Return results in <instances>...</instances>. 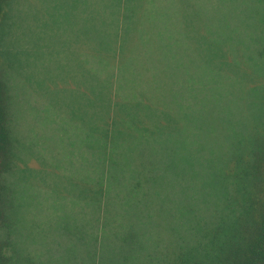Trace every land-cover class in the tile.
I'll list each match as a JSON object with an SVG mask.
<instances>
[{
	"label": "rangeland",
	"instance_id": "374dc122",
	"mask_svg": "<svg viewBox=\"0 0 264 264\" xmlns=\"http://www.w3.org/2000/svg\"><path fill=\"white\" fill-rule=\"evenodd\" d=\"M19 1H10L9 18L16 11H24V5L30 7L22 24L14 25L6 37L14 40L13 50L21 51L20 58L27 56L29 63L35 60V26L39 15L32 5L38 2L50 6L55 13L56 10L53 0H21L20 5ZM78 1L75 0L72 13L63 11L65 32L68 30L65 22L76 19V10L82 12V3ZM194 1L208 34L226 42L236 41L243 52L256 53L263 29L262 0ZM175 7L171 0L148 2L140 32L141 47L114 73L115 84L126 89L127 97H133V88L143 89L155 103L169 105L186 123L182 131L174 136H162L158 144L139 150L135 156L133 151L138 139L107 144L98 138L92 124L93 132L87 128L82 108L74 118L65 116L52 100L53 106L49 103L51 95L40 96L32 89V83L8 70L10 92L14 94V104H9L12 142L8 150L15 148L17 154L12 168L5 173L11 211L3 236L8 237L11 247L18 252L17 264L22 256L36 264H93L94 260L111 264L116 259H135L133 264L135 261L146 264L147 253L153 264L164 246L169 248L174 232L171 227L184 221H198L197 213L186 206L188 210L184 209L182 201H178L182 200L181 192L189 181L193 182L200 200L213 206L216 214L225 211L231 196L223 197L216 192V179L212 180L208 162L203 160L204 168L198 161L193 162L195 174L192 179L184 180L180 163L198 132L205 131L219 139L222 124L235 138L227 151L239 152L240 145L236 144L242 138L244 123L240 120L241 128L234 126L232 130L230 119L239 114L234 115L230 110H240L243 105L242 115L249 114L246 110L249 97L242 88L238 97H231V83L215 75L198 58L199 53L209 55L210 39L203 38L196 52L184 43ZM75 21L79 24V20ZM202 34L203 30L199 29L198 36ZM79 87L84 86L80 83ZM79 90L78 99L83 103L84 90ZM219 91L225 93L220 96L225 109L206 113L203 100L209 94L218 95ZM93 93L90 90L91 97ZM149 158L155 166L158 164V171L146 163ZM227 159L222 162L225 168ZM69 174L77 193L80 181H95L102 175L106 179L107 198L102 220L97 222L95 204L69 194L72 190ZM189 196L190 193L185 198ZM98 226L105 232L95 241L94 230Z\"/></svg>",
	"mask_w": 264,
	"mask_h": 264
},
{
	"label": "trees",
	"instance_id": "16d2710c",
	"mask_svg": "<svg viewBox=\"0 0 264 264\" xmlns=\"http://www.w3.org/2000/svg\"><path fill=\"white\" fill-rule=\"evenodd\" d=\"M10 1L0 0V264H17L18 258L16 248L13 249L8 237L3 236L11 211L5 173L12 168L17 154L15 148L13 151L8 150L9 142H12L9 104H14L8 70L32 83V89L40 96L51 95L50 101L62 109L65 116L74 118L82 108L87 128L93 132V125L98 138L107 144L138 139L133 156L139 150L158 144L162 136H174L186 127L185 120L169 105L155 103L143 89L133 88V97H127L126 89L115 84V70L124 66L125 61L132 58L141 47L140 32L146 18L144 12L148 2L151 4L154 0H79L82 12L81 9L76 10V19L73 18L71 23L65 22L68 25L67 32L61 16L65 9L73 12L75 0H53L56 13L50 6H42L37 2L32 5L39 14L35 26L37 48L33 52L35 60L29 63L27 56L26 59L20 58L21 51L13 50L14 40H7L6 36L14 25L22 24L25 20L23 16L30 6L24 5V11H16L9 18ZM171 2L176 6L184 43L196 52L203 38L211 40L212 50L209 55L201 56L199 53L198 58L204 65L210 66L215 75L231 83V97H238L240 88L248 94L245 109L249 114L242 115L243 105L240 108L242 111L238 108L230 110L234 115L239 114L230 119L232 130L234 126L240 125L241 128L244 123L241 128L242 138L236 144L237 147L240 145L239 152L231 149L227 151L228 145L231 148V141H235V138L225 124L220 127L219 139L201 131L189 144L183 154V162L180 163L182 179L193 178V162L198 161L204 168L203 162L207 161L212 180L216 179V192L222 193L223 197H231L225 211L216 214L213 206L209 207L200 200L193 182L185 183L181 192L182 200L178 201H182L184 209L194 210L198 221H184L171 227L174 232L169 248L165 245L162 253L154 257L152 262L264 264V0L261 1L263 29L258 38L256 53L243 52L236 41L226 42L208 34L194 0ZM75 20H79V24ZM199 29L203 30L202 36H198ZM257 76L259 79L256 81ZM60 81L63 83L59 84ZM80 83L84 87H79ZM79 88L84 90L83 103L78 99ZM90 90L94 92L92 97ZM222 94L225 96L220 91L218 95L209 94L203 100V110L213 113L225 109L221 102ZM225 157L228 158L226 162H229L226 168L222 163ZM146 163L158 171V164L155 166L150 158ZM67 177L72 188L69 194L78 200L95 204L97 222L102 220L107 198V183L103 175L95 181H80L79 193L72 182L74 179L70 174ZM188 193L190 196L185 198ZM192 201L196 203L191 205ZM102 232L105 229L99 226L95 228V241H99ZM146 258L145 263L150 264L148 253ZM20 260L18 264H36L24 256ZM134 260L116 259L111 264H133ZM93 264L99 263L94 260ZM134 264L140 263L135 261Z\"/></svg>",
	"mask_w": 264,
	"mask_h": 264
}]
</instances>
